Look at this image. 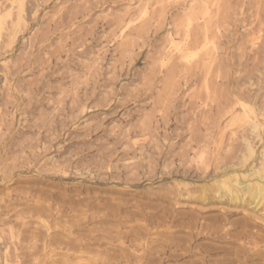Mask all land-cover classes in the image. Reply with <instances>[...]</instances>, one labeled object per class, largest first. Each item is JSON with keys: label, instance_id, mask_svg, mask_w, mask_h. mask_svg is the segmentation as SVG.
Instances as JSON below:
<instances>
[{"label": "rangeland", "instance_id": "obj_1", "mask_svg": "<svg viewBox=\"0 0 264 264\" xmlns=\"http://www.w3.org/2000/svg\"><path fill=\"white\" fill-rule=\"evenodd\" d=\"M263 149L264 0H0V264L227 248L202 218L264 228V203L216 201L214 181L255 183Z\"/></svg>", "mask_w": 264, "mask_h": 264}, {"label": "bare ground", "instance_id": "obj_2", "mask_svg": "<svg viewBox=\"0 0 264 264\" xmlns=\"http://www.w3.org/2000/svg\"><path fill=\"white\" fill-rule=\"evenodd\" d=\"M129 24V23H128ZM203 25V24H202ZM200 26V25H199ZM189 31V30H188ZM201 38V37H200ZM196 43V42H195ZM195 48V47H194ZM190 54V53H189ZM258 128L256 125L252 126V130L256 131ZM260 136V135H259ZM245 142V141H244ZM198 145V144H197ZM239 148V147H238ZM241 148V147H240ZM244 150L241 154V159L240 161L246 162L248 159L252 158L253 156V148L251 146V144L249 142H245L244 143ZM237 154V152H236ZM261 155V160H262V164L260 165V167L258 169H252L251 170V174L255 180V183H247L242 181L241 179H237L234 178V183L227 181L224 177H221L218 180L214 181L215 184V188L217 190L215 196H213V199L216 201H223L225 200V204L232 206L233 207H237L239 205L241 206H245L246 204V199L250 200V205H253V209H256L260 206V204L264 203V149L263 151L260 153ZM243 164V163H242ZM257 167V166H256ZM234 176V175H233ZM230 177V176H229ZM236 177V176H235ZM247 177V176H246ZM242 178V177H241ZM244 179V178H243ZM246 179V178H245ZM61 196V195H60ZM50 200V199H49ZM203 202H207V204L211 203V199H209L208 197L204 196L200 199ZM119 205V204H118ZM224 205V204H223ZM72 207V206H71ZM119 207V206H118ZM204 207V206H202ZM223 208V207H222ZM227 208V207H226ZM229 208V207H228ZM234 208V210H235ZM238 208V207H237ZM224 209V208H223ZM41 210V209H40ZM231 210V209H230ZM35 211V210H34ZM113 211V210H112ZM118 211V210H117ZM224 211V210H223ZM233 210H231V212L229 210H225L223 213H221L219 216L214 217V218H202L205 221H208L209 223L205 225V229H206V236H208L207 238H209L211 241L213 242H219L222 241V244H226L228 247H203L202 245H198V244H194V240L191 241L190 238L188 241H186L187 246L182 248L181 251H183L180 255H169L168 257L172 258L173 260H176L177 258L180 259H184L186 257H189L190 254L195 255V253L192 252V250L194 249H198L200 255H204V258L201 256V258H199L197 261H192L189 262L190 264H264V250H261L260 247H256V249H246L243 245L241 246V243H238L239 246H241L240 250H237L234 248L236 242L240 241L241 239H244V241L246 240L247 244L250 245V247H252L253 245L256 244H262L264 243V239L262 237V233H264V228L262 227H257L256 225H254L255 223H250V221H248V219H244L241 221L236 219H231L232 218V213ZM237 211V210H235ZM38 212V211H35ZM61 212V211H59ZM115 212V211H114ZM63 213V212H62ZM108 213V211H107ZM206 213V212H205ZM34 214V213H33ZM38 214V213H36ZM196 216V213H194ZM200 215L202 213H199ZM219 214V213H218ZM117 215V214H116ZM143 215V214H142ZM204 216V215H203ZM248 216V215H247ZM263 218H264V211H263ZM206 217V216H205ZM244 217V216H242ZM200 218V217H199ZM249 218V217H248ZM252 221L253 218L251 217ZM88 220V219H87ZM188 220V219H187ZM194 220V218H193ZM197 220V217L196 219ZM194 220V221H195ZM202 220V221H203ZM238 220V221H237ZM201 221V220H200ZM251 221V222H252ZM264 221V220H263ZM80 222V221H79ZM198 222V221H197ZM200 223V222H199ZM194 224V223H193ZM201 224V223H200ZM258 224V223H256ZM177 225V224H175ZM227 225H229L231 228H241V232H237L236 235L235 234H230L228 231L225 232V234H218L216 231L214 232L213 229H211V227H226ZM78 226V225H76ZM264 226V225H263ZM81 227V226H80ZM229 227V228H230ZM46 228V227H45ZM71 228V227H70ZM184 228V227H183ZM186 228V227H185ZM255 228H258L255 230ZM112 229V228H111ZM216 229V228H215ZM247 229V230H246ZM61 230V229H60ZM255 230V231H254ZM196 231V229H195ZM201 231V230H200ZM198 231V232H200ZM213 231V232H212ZM221 231V230H220ZM240 231V230H239ZM70 232V231H68ZM49 233V232H48ZM62 233V232H61ZM131 233V232H130ZM209 233V234H208ZM235 233V232H234ZM46 234V233H45ZM125 234V233H124ZM195 234V233H194ZM198 234V233H197ZM196 234V235H197ZM200 234V233H199ZM205 234V233H204ZM262 234V235H261ZM48 236V234H46ZM46 236V237H47ZM50 236V235H49ZM66 237V236H65ZM199 237V236H196ZM72 238V237H71ZM50 239V237H49ZM60 239V238H59ZM58 239V240H59ZM100 239V238H98ZM231 239V240H230ZM64 240V239H63ZM51 241V240H49ZM60 241V240H59ZM199 241V240H198ZM57 242V240H56ZM55 242V243H56ZM100 242V240H99ZM44 243V241H43ZM49 243V242H48ZM165 243V242H164ZM168 243V242H167ZM244 243V242H243ZM50 244V243H49ZM58 244V243H57ZM63 245L67 248H74L78 245H76L75 241L72 239H67L66 242L63 243ZM163 245V244H162ZM213 245V244H212ZM252 245V246H251ZM63 246V247H64ZM167 246V244H166ZM180 246V245H179ZM185 246V245H183ZM259 246V245H257ZM64 247V248H65ZM178 247V246H177ZM248 247V246H247ZM235 251H232L234 250ZM170 249V248H169ZM179 249V248H178ZM167 250V249H166ZM177 251V250H176ZM216 252V253H223L224 257L222 259L216 260V261H212V260H207V257L209 256L210 252ZM232 251V252H231ZM231 252V253H230ZM167 253V251H166ZM178 253V252H177ZM118 254V253H117ZM165 255V253H164ZM46 257V255H45ZM210 257V256H209ZM46 259V258H45ZM150 260V258H149ZM157 260V259H156ZM167 260V259H166ZM153 261V259H152ZM186 261V260H185ZM151 262V261H150ZM175 262V261H174ZM183 262V261H182ZM187 262V261H186ZM154 263V262H153ZM156 263V262H155ZM152 264V263H151ZM162 264V263H161Z\"/></svg>", "mask_w": 264, "mask_h": 264}]
</instances>
